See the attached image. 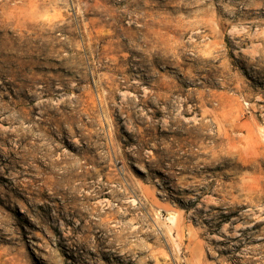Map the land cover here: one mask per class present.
I'll use <instances>...</instances> for the list:
<instances>
[{"label": "rangeland", "instance_id": "1", "mask_svg": "<svg viewBox=\"0 0 264 264\" xmlns=\"http://www.w3.org/2000/svg\"><path fill=\"white\" fill-rule=\"evenodd\" d=\"M0 264H264V0H0Z\"/></svg>", "mask_w": 264, "mask_h": 264}, {"label": "bare ground", "instance_id": "2", "mask_svg": "<svg viewBox=\"0 0 264 264\" xmlns=\"http://www.w3.org/2000/svg\"><path fill=\"white\" fill-rule=\"evenodd\" d=\"M225 227V226H224ZM228 227V226H227Z\"/></svg>", "mask_w": 264, "mask_h": 264}]
</instances>
